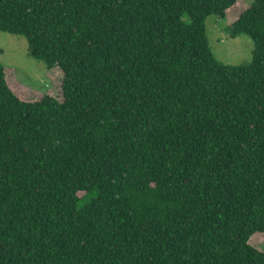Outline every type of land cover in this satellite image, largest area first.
Listing matches in <instances>:
<instances>
[{"label": "trees", "instance_id": "1", "mask_svg": "<svg viewBox=\"0 0 264 264\" xmlns=\"http://www.w3.org/2000/svg\"><path fill=\"white\" fill-rule=\"evenodd\" d=\"M0 0V32L58 70L0 64V264H264V0ZM49 78V77H48Z\"/></svg>", "mask_w": 264, "mask_h": 264}, {"label": "rangeland", "instance_id": "2", "mask_svg": "<svg viewBox=\"0 0 264 264\" xmlns=\"http://www.w3.org/2000/svg\"><path fill=\"white\" fill-rule=\"evenodd\" d=\"M253 1L238 0L232 10L228 11L226 19L209 15L205 20V33L209 47L213 55L225 64H243L252 58L253 40L246 34L231 37L225 31V27L230 25L232 20ZM27 48L28 42L25 36L0 32V64L5 68L10 82L12 78H15V81L22 85L40 92L51 88L53 83L50 90L55 94L60 81L59 71L47 72L45 62L31 56ZM251 243L258 248H263L264 235H253Z\"/></svg>", "mask_w": 264, "mask_h": 264}]
</instances>
